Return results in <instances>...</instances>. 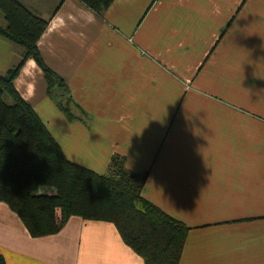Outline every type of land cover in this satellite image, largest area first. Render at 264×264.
<instances>
[{"label": "crops", "instance_id": "obj_1", "mask_svg": "<svg viewBox=\"0 0 264 264\" xmlns=\"http://www.w3.org/2000/svg\"><path fill=\"white\" fill-rule=\"evenodd\" d=\"M48 28L37 48L78 110L68 122L28 60L13 86L65 158L147 173L142 198L189 229L179 264H264V0H19ZM63 2L56 13L55 8ZM3 25V24H1ZM22 49L0 38V76ZM81 112V113H80ZM5 264H143L109 223L70 218L32 239L0 204Z\"/></svg>", "mask_w": 264, "mask_h": 264}, {"label": "trees", "instance_id": "obj_2", "mask_svg": "<svg viewBox=\"0 0 264 264\" xmlns=\"http://www.w3.org/2000/svg\"><path fill=\"white\" fill-rule=\"evenodd\" d=\"M76 1L100 19L115 0ZM158 1L152 0L147 12ZM0 18V38L23 51L16 66L0 76V204L32 239L57 235L75 217L112 224L143 264H179L189 229L142 198L147 173L129 172L117 156L102 176L70 163L15 91L14 81L31 60L43 76L47 98L68 122L78 120L65 81L44 64L37 48L49 22L19 0H0ZM0 264H5L1 256Z\"/></svg>", "mask_w": 264, "mask_h": 264}, {"label": "rangeland", "instance_id": "obj_3", "mask_svg": "<svg viewBox=\"0 0 264 264\" xmlns=\"http://www.w3.org/2000/svg\"><path fill=\"white\" fill-rule=\"evenodd\" d=\"M1 24H3V20H2V18H0V25H1ZM1 26H2V25H1ZM15 66H16V65H15ZM15 66H14V67H15ZM14 67H13V68H14ZM13 68H12V69H13ZM6 101L8 102V99H7V98H6Z\"/></svg>", "mask_w": 264, "mask_h": 264}]
</instances>
